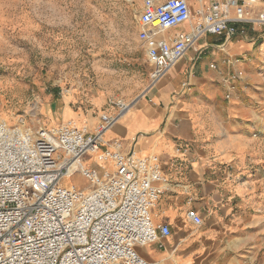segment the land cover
<instances>
[{"label":"built area","instance_id":"obj_1","mask_svg":"<svg viewBox=\"0 0 264 264\" xmlns=\"http://www.w3.org/2000/svg\"><path fill=\"white\" fill-rule=\"evenodd\" d=\"M137 24L152 89L203 37L231 40L244 36L247 25H264V0H143ZM238 78L231 74L222 84L232 90ZM134 103L117 99L115 112L102 113L92 129L70 120L34 127L0 119V264H157L138 247L162 246L172 233L154 221L170 180L157 157L126 152L120 140L105 138ZM87 154L101 163L86 165ZM75 173L86 187L65 184ZM187 217L204 223L194 208Z\"/></svg>","mask_w":264,"mask_h":264},{"label":"crops","instance_id":"obj_2","mask_svg":"<svg viewBox=\"0 0 264 264\" xmlns=\"http://www.w3.org/2000/svg\"><path fill=\"white\" fill-rule=\"evenodd\" d=\"M246 28L231 40L200 39L155 87L128 100L135 103L107 132L106 139L120 140L126 152L157 157L170 180L154 221L172 233L162 246L138 247L157 264H264V237L258 244L260 235L248 232L249 219L240 213L250 205L254 179H236L248 157L264 159V138L252 136L264 131V25ZM235 73L239 78L229 90L222 81ZM72 116L65 114L64 122H76ZM188 208L202 215L201 226L188 219Z\"/></svg>","mask_w":264,"mask_h":264},{"label":"rangeland","instance_id":"obj_3","mask_svg":"<svg viewBox=\"0 0 264 264\" xmlns=\"http://www.w3.org/2000/svg\"><path fill=\"white\" fill-rule=\"evenodd\" d=\"M142 3L0 0V119L55 127L69 113L80 126L92 129L90 121L96 124L102 113H111L114 101H128L145 91L151 66L137 24ZM261 72L264 75V67ZM252 136L262 140L264 131L255 130ZM83 162L92 167L101 163L91 154ZM240 173L236 179L253 178L254 186L248 192L250 205L238 211L249 219L250 234L263 235L256 241L260 243L264 237V159L248 157ZM65 184L84 188L88 182L75 173Z\"/></svg>","mask_w":264,"mask_h":264},{"label":"bare ground","instance_id":"obj_4","mask_svg":"<svg viewBox=\"0 0 264 264\" xmlns=\"http://www.w3.org/2000/svg\"><path fill=\"white\" fill-rule=\"evenodd\" d=\"M5 121V120H4ZM7 122V121H6ZM8 123V122H7ZM74 123V122H73Z\"/></svg>","mask_w":264,"mask_h":264}]
</instances>
